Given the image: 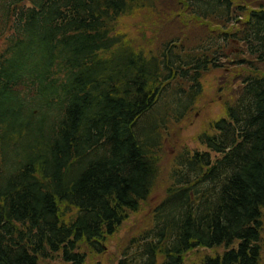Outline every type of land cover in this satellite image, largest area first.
Listing matches in <instances>:
<instances>
[{
    "label": "trees",
    "instance_id": "obj_1",
    "mask_svg": "<svg viewBox=\"0 0 264 264\" xmlns=\"http://www.w3.org/2000/svg\"><path fill=\"white\" fill-rule=\"evenodd\" d=\"M185 1L192 12L200 10L203 16L210 10L229 13L224 10L228 1ZM148 3L0 0L4 15L20 32V36L10 38L5 60L0 59V72L11 73L16 68L6 83L24 80L29 64L42 59L33 54L37 43L48 52L44 57L51 65L56 64L57 72L55 79L50 75L47 78L53 97L59 101L51 106L45 101L43 105L48 106L47 111L63 109L58 123L46 125L35 121L29 103L23 107L12 104L18 97L16 92L0 90V102L4 104L0 125L11 117L18 123L15 127H22L30 137L25 144H15V148H25L24 163L12 175L0 179V264H45L54 254L73 264H84L80 243L101 251L102 242L150 194L159 173L155 127L163 114L155 91H165L162 74L166 69L162 70L163 64L154 56L146 57L143 51L123 45L102 29V25ZM245 21L244 27L239 24V66L250 67V74L255 75H250L245 98L251 104L239 113V134L243 137L239 149L233 148L231 139L233 149L228 159L211 166L220 172L206 202L192 207L187 193L169 202L167 224L162 221L160 236L175 238L172 243L160 247L150 231L142 232L143 244L136 250L140 239L132 238L118 264H158L161 252L166 256L164 264H184L187 250L201 245H231L236 239L237 249L223 258H209L204 264H261L264 74H258L257 65L264 62V8L251 10ZM102 50L111 53L114 60L103 59ZM210 60H197L195 67L176 59L172 70L183 77L198 72L192 76L197 80L203 71L217 66V61ZM95 65L100 74L93 80L90 67ZM182 103L185 108L189 102ZM225 136L218 135L215 142L226 152ZM194 167L197 170L196 161ZM63 205L78 210L71 221H64ZM164 205L158 212L162 213Z\"/></svg>",
    "mask_w": 264,
    "mask_h": 264
},
{
    "label": "rangeland",
    "instance_id": "obj_2",
    "mask_svg": "<svg viewBox=\"0 0 264 264\" xmlns=\"http://www.w3.org/2000/svg\"><path fill=\"white\" fill-rule=\"evenodd\" d=\"M236 4H242L247 8L264 5V0H234ZM218 19L217 16L214 17ZM212 21V19H211ZM117 27L116 37L137 51H143L148 56L161 53L164 44L174 40L169 45L183 43L184 47L193 48L199 39H203L208 33V22L194 18L187 13V8H181L175 0H150V5L133 11L130 15L122 16L113 21ZM113 25V26H114ZM5 35L0 37V52L5 47ZM174 45V46H175ZM258 74H264V62L257 65ZM246 71L236 65L213 69L203 77V92L192 103V111L180 123L171 120L169 128L158 133L163 142L157 148H161L159 154L160 176L150 197L142 203L139 212L134 213L123 223L114 235L106 239V249L102 253L92 252L83 242L79 247L87 255L85 264H118L122 254L121 246L136 233L151 226L154 207L165 197L166 189L170 183V172L174 167L175 153L186 143H200L197 135L202 129H207L209 124L224 114L226 104L236 96L237 88L241 87V81ZM263 79V77H261ZM171 98V97H170ZM163 104L164 102L161 101ZM168 106V105H167ZM47 116L41 120L44 122ZM40 121V122H41ZM169 131L166 133V131ZM64 219L68 222L71 218L72 207L62 206ZM264 223V222H263ZM264 230V226H263ZM261 264H264V232L262 239ZM222 248L210 250V253H220ZM121 254L119 255V253ZM205 251L195 249L186 255V264H200ZM45 264H69L60 255L45 260Z\"/></svg>",
    "mask_w": 264,
    "mask_h": 264
},
{
    "label": "bare ground",
    "instance_id": "obj_3",
    "mask_svg": "<svg viewBox=\"0 0 264 264\" xmlns=\"http://www.w3.org/2000/svg\"><path fill=\"white\" fill-rule=\"evenodd\" d=\"M113 25L114 24L112 23L102 25V29L110 38L117 34V27ZM33 54L37 57H41L42 59L37 63L29 64L30 69L28 67V70L25 73L26 78L24 80L15 81L13 84L9 85L6 83V80L8 77L14 75L16 68L13 67V72L11 73L3 70L0 72V90L14 91L18 94V97H16L12 102L15 106L21 104L23 107L27 103L35 100L49 101V106L57 102L56 98L53 97L54 91L49 85V80L47 78V75H50L54 79L56 78V64H50L49 60L44 57V55H47L48 52H45L44 49L37 43L35 44V52ZM250 75L252 76L253 74ZM2 106H4V104L3 102H0V108ZM17 124L18 123H15L10 117L6 120L5 124L0 125V141L14 144H25L29 141L30 137L26 134L23 128L15 127ZM241 135L240 138H243ZM236 148L239 149V146Z\"/></svg>",
    "mask_w": 264,
    "mask_h": 264
}]
</instances>
